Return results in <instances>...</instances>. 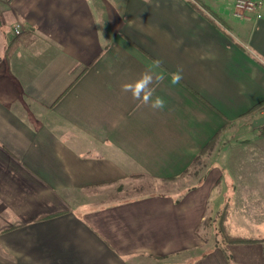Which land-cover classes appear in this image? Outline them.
<instances>
[{"label":"crops","instance_id":"obj_1","mask_svg":"<svg viewBox=\"0 0 264 264\" xmlns=\"http://www.w3.org/2000/svg\"><path fill=\"white\" fill-rule=\"evenodd\" d=\"M236 1L0 0V264H264V0ZM157 59L163 110L121 90ZM225 206L256 242L208 249Z\"/></svg>","mask_w":264,"mask_h":264},{"label":"rangeland","instance_id":"obj_2","mask_svg":"<svg viewBox=\"0 0 264 264\" xmlns=\"http://www.w3.org/2000/svg\"><path fill=\"white\" fill-rule=\"evenodd\" d=\"M202 164L203 163L199 160L196 164L189 168V171L185 173V176H182L177 181L173 180L176 181L173 183L175 188L181 189L186 185L195 183L197 180L199 181L198 178L200 176H203L207 165H209V162L207 164L204 163V166ZM157 190H159V185L156 182L151 181L147 178H138L129 181L127 185L122 186L121 194H116L115 190H112L110 196L113 200H121L138 195H145V193H151ZM217 230L219 231V226H217V224H213L209 219L205 221L204 227L201 228L202 234H205L204 237H207L209 239L207 246L208 249L213 247H221L222 245L225 246L226 244H228L227 240L222 236L220 232L218 233ZM146 264L148 263L146 262Z\"/></svg>","mask_w":264,"mask_h":264},{"label":"clouds","instance_id":"obj_3","mask_svg":"<svg viewBox=\"0 0 264 264\" xmlns=\"http://www.w3.org/2000/svg\"><path fill=\"white\" fill-rule=\"evenodd\" d=\"M171 85H177L182 80V69L169 73ZM165 81V72L160 60H153L151 65L143 71L139 78L131 83H124L121 90L124 93H131L134 100L141 105H147L153 110H163L166 106L165 100L160 96L154 97L156 87Z\"/></svg>","mask_w":264,"mask_h":264},{"label":"built area","instance_id":"obj_4","mask_svg":"<svg viewBox=\"0 0 264 264\" xmlns=\"http://www.w3.org/2000/svg\"><path fill=\"white\" fill-rule=\"evenodd\" d=\"M235 16L237 18H247L246 15L247 13L249 14H256V12L258 11V7L260 5L250 2V1H246V0H237L235 3ZM257 18H260L259 15H256ZM15 34H19L20 33V29L19 26L15 27ZM261 64L264 67V60L261 62ZM261 117H264V107L260 110V114Z\"/></svg>","mask_w":264,"mask_h":264},{"label":"trees","instance_id":"obj_5","mask_svg":"<svg viewBox=\"0 0 264 264\" xmlns=\"http://www.w3.org/2000/svg\"><path fill=\"white\" fill-rule=\"evenodd\" d=\"M201 157V156H200ZM200 157L198 158H195L192 166L194 164H196L199 160H200ZM191 166V167H192ZM189 171V170H188ZM187 171H185L186 173ZM225 211H226V206L224 207L223 211L221 212L220 214V218H219V223H218V226H219V232L222 234V236L227 240L228 244H251V243H254L256 242L255 240H252V239H246L245 238H241V237H231V236H228L227 235V228H226V225H225V221H224V218H225Z\"/></svg>","mask_w":264,"mask_h":264},{"label":"water","instance_id":"obj_6","mask_svg":"<svg viewBox=\"0 0 264 264\" xmlns=\"http://www.w3.org/2000/svg\"><path fill=\"white\" fill-rule=\"evenodd\" d=\"M262 125H264V117L257 118L252 122V126L255 128H258Z\"/></svg>","mask_w":264,"mask_h":264}]
</instances>
